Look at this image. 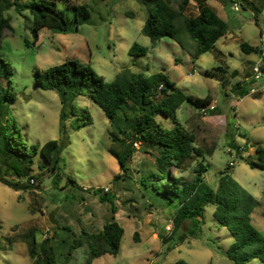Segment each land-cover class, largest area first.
I'll return each instance as SVG.
<instances>
[{
  "label": "rangeland",
  "instance_id": "rangeland-1",
  "mask_svg": "<svg viewBox=\"0 0 264 264\" xmlns=\"http://www.w3.org/2000/svg\"><path fill=\"white\" fill-rule=\"evenodd\" d=\"M145 1L69 0L70 4H87L89 17L79 19L74 32L63 34L43 27L36 38L29 11H3L10 18L11 27L3 31L0 58L9 63L11 73L4 74L0 81L3 85L10 81L16 93L15 101L5 106L8 122H16L29 144L42 145L60 138L66 143L59 148L58 185L51 184L49 172H41L46 169H38L44 162L40 153L33 157L32 167L38 177L29 183L35 188L41 186L47 198L40 211L28 212L27 190H14L0 181V264H31L27 242L22 237L25 233L33 232L37 240H43L53 232L63 236L62 226L75 232L100 230L112 218L110 204L99 201L92 193L94 188L116 194L114 220L123 227V235L116 255H102L92 264H174L178 259L189 264H234L227 258L226 250L235 239L216 223L213 204L204 207L201 238L163 245L162 239L173 228L174 208L150 205L151 192L142 197V189L135 181L141 165H150L149 155L138 149L139 142L133 144L137 150L129 161L131 179L114 180L121 170L109 149L117 150L119 145L111 139L110 120L90 97L80 95L75 99L73 114L64 122V131L60 130L59 96L54 90L40 88L34 81V71L67 58L90 64L106 81L114 80L125 69L145 76L162 71L184 93L210 96L213 111L203 114L199 108L184 103L178 117L195 134L196 146L204 151L209 164L206 181L216 187L219 177L226 172L242 188L238 193L242 206L246 204V193L253 196L257 203L251 209V222L264 235V168L248 162L256 159L255 145L264 147V89L242 97L231 91L233 83L243 80L248 73L250 78L254 64L264 68V0H238L237 10L232 8V0H203L227 22L228 28L210 51L194 61L191 56L195 42L184 31L178 39L161 37L156 42L141 33L149 10ZM178 1L173 0V4ZM197 2L189 0L186 15L198 12ZM242 42L253 47L249 53L241 50ZM132 44L144 46L146 53L131 56ZM260 85L261 80L253 79L249 87ZM84 114L88 117L83 118ZM77 115L87 123L74 128ZM171 124L168 119L166 126ZM230 139L238 148L228 144ZM169 170L185 180L191 175L190 167L182 173L174 168ZM67 175L75 179L74 185L67 182ZM82 256V248L76 249L73 260ZM242 264L263 263L253 258Z\"/></svg>",
  "mask_w": 264,
  "mask_h": 264
},
{
  "label": "trees",
  "instance_id": "trees-1",
  "mask_svg": "<svg viewBox=\"0 0 264 264\" xmlns=\"http://www.w3.org/2000/svg\"><path fill=\"white\" fill-rule=\"evenodd\" d=\"M145 3L149 10L141 33L156 42L161 37L178 39L184 31L195 42V51L191 56L193 61L210 51L228 28L227 22L217 15L214 8L205 5L203 0L197 2L198 12L189 16L185 13L189 0H179L176 5L173 0H146ZM9 8L20 13L26 10L32 14L34 38L43 27L63 34L74 32L78 20L87 19L90 15L87 4H70L69 0H0V42L4 29L11 27L10 18L3 15V11ZM240 47L246 53L253 48L246 42H242ZM145 53L144 46L132 44L129 48L131 56ZM260 69L264 71V68ZM10 73L11 66L0 58V80L4 74ZM233 73L236 75V71ZM247 77L231 86V91L239 97L249 92L253 79ZM34 81L40 88L54 90L58 94L62 132L67 117L73 114V102L78 96L90 97L101 108L112 126L111 139L119 145L117 150L109 149L121 170L114 180L131 179L129 161L137 150L133 144L139 142L138 149L148 154L150 159V165L142 164L139 176L135 179L142 189V197L146 192H151L150 205L174 208L173 228L162 239L163 245L201 238L204 234V207L213 204L216 223L225 227L235 239L226 250L227 258L234 264L258 258L264 264V235L252 224L250 215L257 201L246 193V204L242 206L238 198L242 188L226 172L219 177L216 187L206 181L205 173L209 164L205 162L204 151L196 146L195 134L180 121L177 114L184 103L197 109L207 106L211 101L210 96L194 97L184 93L162 71L145 76L141 72L125 69L114 80L106 81L90 64L73 58L44 69L36 68ZM15 96L11 82L7 81L3 85L0 81V181L14 190H27L30 196L27 210L33 214L40 211L47 200L41 186L35 188L29 183L38 177L32 167L33 157L40 153L44 162L38 169H46L41 172H49L51 184L58 185L56 177L61 160L59 148L66 141L61 138L50 139L42 145L26 142L16 122L13 121L11 125L8 122L9 111L5 106L14 102ZM84 115L83 118L88 117ZM168 119L172 123L170 127H167ZM85 123L87 120L77 115L73 127L79 128ZM228 144L235 146L232 139ZM254 149L256 159L248 162L251 166L264 168V147L257 144ZM189 167L191 175L188 180L173 175L169 170L174 168L182 173ZM66 179L75 184L71 175H67ZM84 189L87 191V188ZM92 193L99 201L110 204L112 219L104 222L98 231L81 229L75 232L68 226H62L63 236L58 237V233L53 232L51 237L46 235L43 240H37L33 232L23 234L31 264H92L95 258L102 255L114 256L118 253L123 227L114 220L116 194L101 188H94ZM79 200H83V197L79 196ZM134 238L138 240L137 232H134ZM79 248H82L83 258L75 261L73 254ZM174 264L189 263L178 259Z\"/></svg>",
  "mask_w": 264,
  "mask_h": 264
},
{
  "label": "built area",
  "instance_id": "built-area-1",
  "mask_svg": "<svg viewBox=\"0 0 264 264\" xmlns=\"http://www.w3.org/2000/svg\"><path fill=\"white\" fill-rule=\"evenodd\" d=\"M232 8L234 10H237L239 8V1L238 0H233ZM250 78L251 79H254V80H261L262 81V85H260L257 88L250 87L249 93H252V94L258 93L259 91H262L264 89V71H262L260 69V65L259 64H254L253 65L252 74H251ZM213 108H214V104H208L207 106L202 107L200 109V111L203 114H206L208 112V110L213 109ZM134 145H136V143H134ZM235 161H236V159L233 160V161H230L229 164L232 166Z\"/></svg>",
  "mask_w": 264,
  "mask_h": 264
}]
</instances>
